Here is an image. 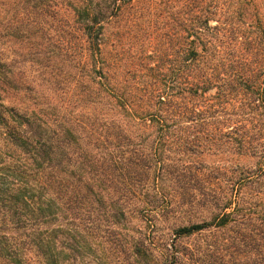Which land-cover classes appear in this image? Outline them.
<instances>
[{
  "label": "trees",
  "instance_id": "1",
  "mask_svg": "<svg viewBox=\"0 0 264 264\" xmlns=\"http://www.w3.org/2000/svg\"><path fill=\"white\" fill-rule=\"evenodd\" d=\"M262 3L0 0V264H264Z\"/></svg>",
  "mask_w": 264,
  "mask_h": 264
},
{
  "label": "rangeland",
  "instance_id": "2",
  "mask_svg": "<svg viewBox=\"0 0 264 264\" xmlns=\"http://www.w3.org/2000/svg\"><path fill=\"white\" fill-rule=\"evenodd\" d=\"M261 12L264 13V3L260 5ZM26 81L27 87H32V85H37L41 82L39 80V72L29 69H26ZM49 93V92H47ZM187 133H192L193 129H185ZM186 165L193 168V171H198L200 176L198 179H204L205 181L210 182L215 186H218L220 189H211L212 195L224 196L231 194L232 190V181L237 175V167L240 169L246 170L247 168H254L256 166L257 160L251 159L249 157H242L238 155H233L231 152L225 151H215L211 150L202 154L194 155V157H186L184 160ZM238 173H241L239 170ZM197 180V179H196ZM198 181V180H197ZM186 215L183 216L181 225H188L190 223H201L204 220H209L214 214L217 213L213 208H198L195 207L190 209V212L185 211ZM179 221V222H180ZM178 222V223H179ZM172 225V223H171ZM180 225V224H178ZM170 224H165L164 227L158 232L159 236L169 237L170 235ZM191 241V240H190Z\"/></svg>",
  "mask_w": 264,
  "mask_h": 264
}]
</instances>
